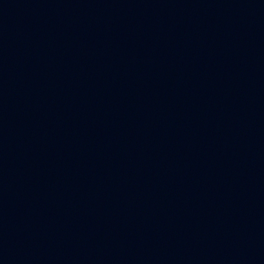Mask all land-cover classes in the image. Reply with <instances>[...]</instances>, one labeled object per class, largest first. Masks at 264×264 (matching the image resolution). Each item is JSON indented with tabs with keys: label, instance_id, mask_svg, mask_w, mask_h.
Wrapping results in <instances>:
<instances>
[{
	"label": "water",
	"instance_id": "1",
	"mask_svg": "<svg viewBox=\"0 0 264 264\" xmlns=\"http://www.w3.org/2000/svg\"><path fill=\"white\" fill-rule=\"evenodd\" d=\"M0 264H264V0H0Z\"/></svg>",
	"mask_w": 264,
	"mask_h": 264
}]
</instances>
